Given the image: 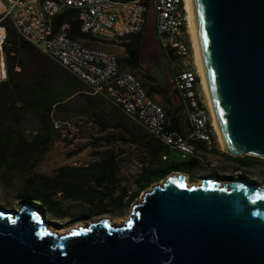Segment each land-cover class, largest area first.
<instances>
[{
    "label": "water",
    "instance_id": "95a60500",
    "mask_svg": "<svg viewBox=\"0 0 264 264\" xmlns=\"http://www.w3.org/2000/svg\"><path fill=\"white\" fill-rule=\"evenodd\" d=\"M223 149L264 159V0H189ZM121 224L50 230L30 203L0 208V264H264V186L171 173Z\"/></svg>",
    "mask_w": 264,
    "mask_h": 264
},
{
    "label": "built area",
    "instance_id": "2783aa9c",
    "mask_svg": "<svg viewBox=\"0 0 264 264\" xmlns=\"http://www.w3.org/2000/svg\"><path fill=\"white\" fill-rule=\"evenodd\" d=\"M0 5V82L6 79L3 47L7 39L1 21L9 19L23 40L87 85L91 95L131 117L151 139L178 153L180 161L206 164L196 157L195 147L212 150L214 129L190 45L184 0H0ZM148 5L154 13L158 44L171 64V85L179 97L187 135L166 127V117L150 98L136 92L134 82L115 70L117 58L80 52V45L69 41V25L54 26L59 14L73 10L89 31L123 38L124 43L142 33ZM171 57L178 61L171 62ZM167 159L166 154L161 156L162 161Z\"/></svg>",
    "mask_w": 264,
    "mask_h": 264
},
{
    "label": "trees",
    "instance_id": "16d2710c",
    "mask_svg": "<svg viewBox=\"0 0 264 264\" xmlns=\"http://www.w3.org/2000/svg\"><path fill=\"white\" fill-rule=\"evenodd\" d=\"M151 11L153 12L148 5L146 22ZM1 23L6 27L7 39L3 47L6 79L0 82V180L8 181L25 174L28 169H34L37 160L48 150L52 140L51 116L54 110L64 108L67 103L80 98L84 101L83 107L93 110L96 106H101L103 99L79 93L82 90L79 79L23 40L9 19H3ZM63 23L69 25L67 31L71 39L92 43L87 36L91 34L81 32L75 11L66 10L59 14L54 26L58 27ZM141 35L142 33L137 36L138 41L131 54L132 61L126 59V63L132 66L137 65ZM169 60L178 61L175 57ZM180 111L182 112L181 106L174 109V113ZM111 112L117 113L119 120L124 119L125 114L119 109H111ZM90 115L103 129L108 128L109 124L99 114ZM32 122L37 131L26 127ZM166 127L170 129L167 124ZM140 138L149 144L152 140L145 132ZM140 146L146 149V144ZM104 154L101 160L86 166L60 167L53 175L31 172L21 183L19 200L27 201L54 219L66 216L62 212L60 200L90 207L93 212L80 217L81 220L100 214L107 207L119 208L122 204L128 206L132 197L128 195L126 185H119L116 156L110 152ZM148 156L149 166L144 167L133 181L139 191L167 174L149 154ZM227 157L237 168H249L260 162V159L250 156L233 157L228 154ZM116 190L118 194L114 195ZM55 196L59 199L55 200Z\"/></svg>",
    "mask_w": 264,
    "mask_h": 264
},
{
    "label": "rangeland",
    "instance_id": "374dc122",
    "mask_svg": "<svg viewBox=\"0 0 264 264\" xmlns=\"http://www.w3.org/2000/svg\"><path fill=\"white\" fill-rule=\"evenodd\" d=\"M2 10L3 7L0 5V17L2 16ZM87 36L103 40L93 35ZM76 41L80 44L83 43V46L89 48L105 49L94 43ZM112 54L116 56L117 61L120 60L115 53ZM136 64L138 76L131 74L138 79L144 89H153L154 92L160 91L161 93L170 95V86L172 84L171 73L173 71H171V64L163 57L158 44L155 34L154 13L152 11L142 31ZM119 68L123 69L120 66ZM152 84L156 86H152ZM85 89L90 94L89 87L86 86ZM150 99L153 100L152 98ZM153 101L159 104L155 100ZM101 102V106H96L93 110L88 107L86 109L85 106L83 107L84 101L80 98L67 103L64 108L53 111L51 116L53 130L50 134L52 140L48 150L37 160L34 169H28L25 174L21 176L17 175L8 181L0 180V208L18 210L23 203L27 202L19 200L18 197L21 192L20 186L22 181L31 172L53 175L60 167L86 166L92 162L101 160L105 156V152H110L116 156L118 161L119 170L117 172V179L120 181L119 185H126L128 187V195L132 197L128 206L122 204L119 208L107 207L100 214H94L85 218V220H81L80 217L88 216L93 211L82 203L60 200L62 212L66 215L60 219H54L51 216H46L44 212H40L44 215L48 226L56 230H68L76 226L83 227L103 217L110 218L116 224H121L124 219L129 217L130 209L134 203L138 202L137 199L141 198L142 194L154 184L163 181L165 178L152 182L141 191L138 190L133 181L144 167L149 166V156L139 144L132 141V138H140L144 135V132L131 117L125 115L121 121L117 118V113L111 112V109L116 107L104 100ZM91 113L94 115L99 114L107 121L109 124L108 128L103 129L99 126L94 121V117L90 115ZM26 127L34 128L37 131L36 125L33 122L27 124ZM214 137L218 142L215 130ZM173 158L176 161H180L178 154L174 155ZM212 169L216 171L215 175L221 177L222 180H227L228 176H235L237 178H248L264 186V159H260V162H256L249 168H237L234 163L230 162L227 165L214 163L212 164ZM192 183H196V181L192 180ZM117 194L118 190L115 191L114 195ZM54 199L58 200L59 198L55 196Z\"/></svg>",
    "mask_w": 264,
    "mask_h": 264
},
{
    "label": "crops",
    "instance_id": "0c3cea01",
    "mask_svg": "<svg viewBox=\"0 0 264 264\" xmlns=\"http://www.w3.org/2000/svg\"><path fill=\"white\" fill-rule=\"evenodd\" d=\"M89 38L91 39L92 43L105 48L102 50L115 53L120 58V60H118L119 66L123 67L122 70L120 69L121 71L136 74L138 76V70L136 69V67L132 66L129 63H126V59H128V61H132L131 54L134 53V45L138 41L137 36L127 38L124 43H121L123 39L116 40L114 42H109L91 37ZM96 49H100V48H96ZM172 76H173V72L171 73V80H172ZM86 86L87 85L81 82L82 90L79 93L83 95H91L86 91L85 89ZM152 86H156V85L152 84ZM145 91L148 97L158 102L159 105L162 106V108L164 109L166 113L167 126H169L170 129L182 133L183 135H187L189 133V130L182 112L180 111L174 113V109L180 106V101L178 95L175 93V91H173L172 85L170 86V95L161 93L160 91L154 92L153 89H147V90L145 89ZM132 141L139 145L146 144V149L144 148V151L148 153L151 156V158L157 163V165L160 168H162L164 171H166L167 174L185 172L190 174L194 179H199L203 176L215 175L216 171L212 169V164L217 163L221 165L222 164L227 165L228 163H230L227 157L228 153H226L223 149H221L219 143L215 140V137H214V146L211 151L204 152L200 149L196 154V157H198L201 160V162H206V164L204 165H199L195 162H190V161L187 162L176 161L173 157L178 153L169 151L166 147L162 146L153 139L150 141V144L146 140H142L141 138H136V137L132 138ZM164 154L168 156L167 161L161 160V156Z\"/></svg>",
    "mask_w": 264,
    "mask_h": 264
},
{
    "label": "bare ground",
    "instance_id": "6f19581e",
    "mask_svg": "<svg viewBox=\"0 0 264 264\" xmlns=\"http://www.w3.org/2000/svg\"><path fill=\"white\" fill-rule=\"evenodd\" d=\"M184 2H185V11H186V12H184V19H187L189 35L191 36L190 45L193 48L195 64L197 66L198 73H199V76L201 78V84H202V87H203V90H204V93H205V95H204V103H208V108H209V111H210V114H211V119H212V124L211 125H213L214 130H215V132L217 134L219 146L221 147V149H225V146H224V144L222 142V139H221V136H220V132H219L218 126H217L216 121H215V116H214V113H213L212 108L210 106L208 95H207V83H206V79H205V76H204V71H203V68H202V61H201V58L199 56L197 33H196L194 22L192 20V17H191V14H190V10H189V0H184ZM79 23H80L79 26H80L81 31H83L85 34H91V35H94V36H96L98 38H101V39H103L105 41H109V42H114L116 40L123 39V38H119V37H111V35H108V34H100V33H94L92 31H89L88 27H86V25H85L84 20H79ZM67 35H68V32H67ZM69 41L72 44L80 45V52H86L88 54H91L92 56H106V57H109V58H116V56L114 54L110 53V52H106V51L101 50V49L89 48V47L83 46L78 41H76L74 39H71L70 37H69ZM115 70H120L117 59L115 60ZM122 75L126 78L127 81L134 82V85L136 87V92L142 93L143 96L148 97L145 89L143 88L141 83L138 81V79L134 75H132L129 72H124V71H122ZM150 103L154 104V107L159 109L162 112V114L164 115V117H166L164 109L162 108V106H160L159 104L155 103L151 99H150ZM200 149L202 151H204V152L211 151V150L203 149V147H195V155L197 154V152ZM123 221H125V219ZM78 227H80V226H76V227H73L71 229H74V228L76 229ZM71 229H68V230H56V229H53V228L50 227V230H52L53 232H56V233H63V232L66 233V232L70 231Z\"/></svg>",
    "mask_w": 264,
    "mask_h": 264
},
{
    "label": "flooded vegetation",
    "instance_id": "af4514ba",
    "mask_svg": "<svg viewBox=\"0 0 264 264\" xmlns=\"http://www.w3.org/2000/svg\"><path fill=\"white\" fill-rule=\"evenodd\" d=\"M179 173H181L182 175H184L186 181H187L189 184L192 183V180H195L196 182H199V181H200V178H199V179H194V178H193L190 174H188V173H185V172H179ZM169 174H170V173L166 174L163 178H166ZM207 176L215 177V178H217V179L222 180V178H221V177H218L217 175H207ZM203 177H204V176H203ZM240 178H241V177H240ZM161 179H162V178H161ZM161 179H160V180H161Z\"/></svg>",
    "mask_w": 264,
    "mask_h": 264
}]
</instances>
